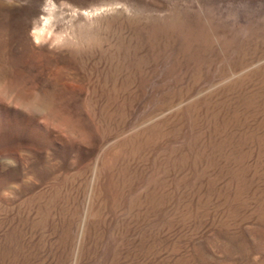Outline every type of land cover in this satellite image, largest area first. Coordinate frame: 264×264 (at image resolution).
<instances>
[{
    "label": "rangeland",
    "instance_id": "obj_1",
    "mask_svg": "<svg viewBox=\"0 0 264 264\" xmlns=\"http://www.w3.org/2000/svg\"><path fill=\"white\" fill-rule=\"evenodd\" d=\"M0 264H264V0H0Z\"/></svg>",
    "mask_w": 264,
    "mask_h": 264
}]
</instances>
